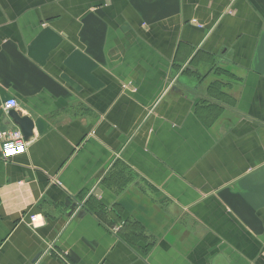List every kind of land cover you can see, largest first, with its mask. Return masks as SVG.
Here are the masks:
<instances>
[{
  "label": "crops",
  "instance_id": "0c3cea01",
  "mask_svg": "<svg viewBox=\"0 0 264 264\" xmlns=\"http://www.w3.org/2000/svg\"><path fill=\"white\" fill-rule=\"evenodd\" d=\"M12 97L0 264H264V0H0Z\"/></svg>",
  "mask_w": 264,
  "mask_h": 264
},
{
  "label": "built area",
  "instance_id": "2783aa9c",
  "mask_svg": "<svg viewBox=\"0 0 264 264\" xmlns=\"http://www.w3.org/2000/svg\"><path fill=\"white\" fill-rule=\"evenodd\" d=\"M193 23H196L199 27L202 26L196 19L193 20ZM18 107V100L13 97L3 103V109L5 112L17 109ZM0 148L4 160H10L24 154L27 150V141L24 138L22 130L19 127L0 130ZM29 220V225L33 229L45 224L44 217L41 214H31L29 215ZM115 229L117 230V228Z\"/></svg>",
  "mask_w": 264,
  "mask_h": 264
},
{
  "label": "water",
  "instance_id": "95a60500",
  "mask_svg": "<svg viewBox=\"0 0 264 264\" xmlns=\"http://www.w3.org/2000/svg\"><path fill=\"white\" fill-rule=\"evenodd\" d=\"M9 115L13 123L22 130L25 140L29 141L33 136L34 120L30 116L23 115L15 109L10 110Z\"/></svg>",
  "mask_w": 264,
  "mask_h": 264
}]
</instances>
